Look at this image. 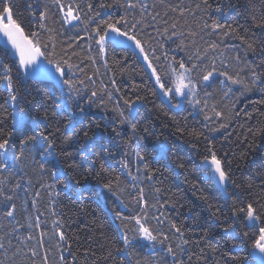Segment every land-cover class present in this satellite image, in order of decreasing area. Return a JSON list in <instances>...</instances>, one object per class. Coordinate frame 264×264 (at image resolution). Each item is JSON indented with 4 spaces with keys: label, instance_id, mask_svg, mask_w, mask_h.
I'll list each match as a JSON object with an SVG mask.
<instances>
[{
    "label": "snow or ice",
    "instance_id": "6c2138e0",
    "mask_svg": "<svg viewBox=\"0 0 264 264\" xmlns=\"http://www.w3.org/2000/svg\"><path fill=\"white\" fill-rule=\"evenodd\" d=\"M50 4L55 6L52 16L58 17L60 28L65 26L75 28L83 24L89 29V26L94 25L86 31V36L88 40L94 41L102 59L106 56L109 46L115 48L131 42L139 49L151 70L152 86L150 88L144 86L143 94L140 86H136L134 96L129 97L121 92V88L116 85V80L113 78L112 92L108 91L107 86L102 85L101 89L92 91L90 96H81L77 83L70 78L69 73L73 72V69L81 71L82 69H79V65L70 63L69 59L78 55L74 50V44L85 37L79 35L69 37L67 49H62L63 54H57L55 41L62 33L49 23ZM202 4L203 9L200 4H196L198 11L212 8L209 0H202ZM27 7L30 10L32 27H29L26 33L25 26H22L24 23L22 16L14 11L11 0H0V34L6 37V45L11 46L17 57L15 80L12 66L0 59V86L8 92L7 103L11 109L9 111L0 105V177L5 173L13 175L24 166L28 157L32 158V163H37L33 155L37 152L41 154L39 169L42 176L48 171L44 165L50 161L56 162V170L51 172L54 183L47 185L49 189H54L55 184L63 183L66 187L82 194L88 189L89 177H93L96 180V188L110 194L122 209H128L129 203L135 205L134 215L125 216L123 211L115 212L116 219L124 226L122 237L124 246L116 249L118 254H122L120 264H142V260L137 258L134 250L135 245L140 241L149 242L153 251L157 245L162 246V251L171 257L172 264H185L183 257L186 246L196 242L185 238V232L188 230L184 229L182 223L177 224L166 215L165 209L169 202L160 203L157 195L162 191L160 187H152V192L156 196L155 203H150L146 198L142 185L145 181L152 184L153 177L162 172L161 169L150 166L148 152L142 151V143L155 137L154 125L144 124L138 118L141 110L147 108L148 97L157 94L165 98L172 108L179 109L186 102L194 110H198L206 121L202 130L177 127L176 131L192 140L200 141L202 138L207 142L205 144L207 154L203 156L204 163L209 165L218 183L225 186L234 185L235 181L230 172L225 170L222 160L217 157L210 137L227 128L231 121L240 115L226 103L227 101L235 103L236 100L247 97L253 92L264 93V43L253 39L248 34L249 30L242 25L224 22L228 13L225 12V6L218 2L215 7L216 17L214 19L209 17L210 22L202 18L199 31L178 30L180 27L178 23H173L170 28L165 27L162 32L156 28L161 55H157V49L150 44L147 49L145 47L146 41L141 34L144 33V16L149 6L142 0H84L83 7L78 0H32ZM230 7L236 9L237 6L233 4ZM109 9L117 11L122 9L123 14L111 19H100L101 12ZM136 9L140 11V19L135 17ZM173 10H178L181 16L185 11L183 8ZM148 15L155 21L160 14ZM129 16L132 17L131 20ZM251 19L254 27L264 31V14L259 16L252 14ZM33 27L36 30H33ZM230 39L241 42L243 56L239 52L230 54V45L226 43ZM168 42L175 44L176 50L183 52L184 55L179 58L176 55H169V50L165 49V44ZM68 50L72 51L69 53ZM5 51L7 52V48ZM88 51H91L90 46ZM248 53L259 54L260 63L255 64L247 60ZM65 55H68L69 59H65ZM88 58L95 61V57L91 55ZM153 61L156 63L154 64ZM104 63L107 67V60ZM38 77L52 82L53 87L59 86L62 92L66 89V99L59 103L53 101L57 113L63 116L67 112L66 121L62 125L63 131L59 124L52 127L48 123L56 113L45 110L43 113L37 111L35 116H29L20 107L21 102L25 100L21 95V85L26 87L28 80ZM220 77L222 79H219L218 87L222 101L210 103L215 98V91L209 92L208 89L212 88ZM80 84H83V80ZM105 98L112 104V115L108 118V123L102 127L95 123V116H90V109L93 104L102 103ZM82 100L85 101V105L81 104ZM254 103L264 104V99ZM260 114L264 115V113ZM245 115L250 114L245 113ZM172 119L175 120V117ZM193 147L195 148L196 145L193 144ZM151 151L167 158L169 153L173 152V147L165 137L162 140L158 139L152 145ZM129 153L131 158L128 157ZM77 156L80 158L79 162ZM175 163L178 168L186 169L185 163L179 158ZM85 164L88 166L84 167ZM121 177H127L128 183L125 184ZM28 183L31 184L32 181L29 180ZM4 186V179H0V196L5 201H12L15 188L20 187L19 182L14 185L12 194L5 192ZM191 186L201 193L200 199L205 201L211 210L214 205L210 202V197L204 193L198 183H193ZM129 189L132 191L130 192ZM49 195H58V193L50 192ZM39 196L40 192L37 191L35 197ZM126 196H131L129 202H126ZM33 203L35 204L36 201L34 200ZM55 203V200L49 202V211L53 216L57 215L53 207ZM254 203L264 210V205H260L258 201L248 202L244 206L234 207L232 217L235 219L242 214L245 219L255 224L256 221L261 220V215L257 207H254ZM16 208L15 203L10 204L5 215L14 219ZM219 212L220 209L216 208L210 214L219 219ZM34 219V225L29 222L28 227L31 229L34 226L39 229L41 215L35 216ZM129 224L132 225L131 228ZM52 225L55 229L53 236L58 235V241L67 244L64 232L59 231L63 226L62 223L57 219L52 221ZM230 229L233 236L241 235L236 232L234 224L226 227L224 231L228 232ZM15 231L16 229H13V232ZM258 232V237L252 242L251 248L264 253V226L259 227ZM45 235L46 233L40 232L37 239L29 232L22 240L19 236L16 239L21 245L35 240L38 246L43 247ZM201 235L207 240L206 232ZM247 236V232L242 234V237ZM5 238L0 237V254L7 258L8 264H15L16 257L25 253L22 247L12 246L10 239L6 246ZM51 239L52 237H49V240ZM59 242L57 248L61 252L60 264H67ZM10 250L11 256H9ZM29 251L33 258L40 256L36 248H30ZM202 253L203 250L201 255H197L196 264L204 259ZM72 258L76 259L74 254ZM188 261H192L191 255L188 256ZM42 262L49 264L47 254L43 255ZM0 264H6L5 260L0 259ZM33 264H35L34 260ZM258 264H264V256L258 258Z\"/></svg>",
    "mask_w": 264,
    "mask_h": 264
},
{
    "label": "trees",
    "instance_id": "16d2710c",
    "mask_svg": "<svg viewBox=\"0 0 264 264\" xmlns=\"http://www.w3.org/2000/svg\"><path fill=\"white\" fill-rule=\"evenodd\" d=\"M11 2L14 11L22 16L24 22L22 26H25L27 33L29 27H32L30 10L27 5L32 0H11ZM78 2L83 7L84 0H78ZM142 2L149 7L144 16L145 29L141 35L146 41V49L150 44L157 49V55H161L162 50L157 44L159 37L156 28L162 32L165 27L170 28L173 23H178L180 26L178 30L199 31L203 22L202 18L209 20V17L213 19L216 17L217 2L224 5L225 12L228 13L224 22L242 25L243 28L249 30L248 34L253 39L264 43V31L254 27L251 19L252 14L257 16L264 14V0H215V2L209 0L212 8L202 12L196 8V4H200L203 9L202 0H142ZM233 4L237 6L236 9L230 7ZM180 8L185 10L183 16L178 10H173ZM134 11L136 19H140L139 9ZM53 12H55V6L50 4L49 23L62 33L56 37L55 41L57 54H63L62 49H67V44L70 42L69 37L77 35L85 37L74 44V50L78 55L71 56L70 59L68 55L64 56L65 59H69L70 63L77 64L79 69H82V71L73 69V72L69 73L70 78L77 83L81 96H90L92 91L101 89L102 85L107 86L108 91L112 92L111 80L113 78L116 80V85L121 88V92L129 97L134 96L136 86H140L141 94H143L144 86L149 88L152 86L151 70L143 59V55H140L138 49L134 48L130 42L122 47L109 46L106 56L102 59L94 41L88 40L86 36V31L94 25L89 26V29H86L83 24L75 28L71 26L60 28L57 22L58 17L52 16ZM149 13L160 15L153 21ZM121 14H123L122 9L119 11L109 9L101 12L100 19H111ZM128 18L132 19L131 16ZM33 30L36 29L33 27ZM226 43L230 45V54L239 52L242 56L244 55L239 40L230 39ZM89 46L90 52L88 51ZM165 49L169 50V55H176L178 58L184 55L183 52L177 51L175 44L171 42L165 44ZM71 51L68 50L69 53ZM89 55L95 57V61L90 60ZM0 59L12 66L15 80L17 57L11 48L1 41ZM105 60H107V67H105ZM247 60L259 64L261 57L259 54L248 53ZM153 63L155 64L156 61ZM219 79L222 77L217 78L213 87L208 89L209 92L215 91V98L210 103L222 101L218 87ZM81 80H83L82 85ZM21 95L25 97V100L21 102L20 107L26 114L35 116L37 111L43 113L45 110L56 113L48 123L52 127L59 124L63 131L62 125L66 121L67 112L63 116L57 113L53 101L59 103L66 99V89L62 92L59 86L53 87L52 82L44 78H36L28 80L26 87L21 85ZM236 95L238 96L239 93L237 92ZM148 99L147 108L141 110L138 119L144 124L154 125L155 137L142 143V151L148 152L150 166L161 169L162 174L158 173L153 177L152 184L145 181L142 186L150 203L156 202L152 187L162 189L157 195L160 203L169 202L165 209L166 215L177 224L182 223L184 229L188 230L185 232V238L196 242L186 246L183 257L185 264H196V257L201 255V250H203L204 259L199 264H258L252 257L251 244L258 237L259 227L264 226V210L254 203V207H257L261 215V220L256 221L255 224L245 219L242 214L234 219L232 210L234 207L244 206L254 201L264 205V115L260 114L264 113V104L254 103L264 99V93L253 92L247 97L236 100L235 103L227 101L226 103L237 110L240 115L234 118L227 128L221 129L210 137L217 157L222 160L225 170L230 172L235 181L234 185L226 186L218 184L211 168L203 161V156L207 154L205 152L207 142L202 138L200 141L192 140L187 135H181L176 131L177 127L202 130L206 123L203 114L194 110L186 102L179 109L172 108L159 94L149 96ZM7 101L8 92L0 86V105L11 111ZM81 104L85 105V101L82 100ZM111 109V102L105 98L102 103L91 106L90 116H95V123L103 127L112 115ZM73 110H76L75 104H73ZM245 113L250 115L246 116ZM172 117H175V120ZM8 127H11L10 121ZM165 137L173 147V152L169 153L167 158L151 151L152 145L158 139L162 140ZM193 144L196 145L195 148ZM33 155L37 163H32V158L28 157L24 166L13 175L5 173L3 177H0L5 181L4 191L8 194H12V189L17 182L20 184V187L14 190L12 201H5L0 196V237H6L4 240L6 246L10 239L12 246L22 247L25 253V255L16 257L15 264H33V260L35 264H43L44 254L48 255L49 264H60L61 252L57 248L58 235L53 236L55 229L52 225V221L57 219L63 225L59 231L64 232L67 240V244L59 242L67 264H120L122 254H118L116 249L124 246L122 241L124 226L120 220L116 219L115 212L123 211L125 216L134 215L135 205L129 203L128 209H122L110 194L96 188V180L93 177H89L88 189L82 194L73 188L66 187L63 183L55 184L54 189H49L47 185L54 183L51 172L56 170V162L46 163L44 167L48 171L42 176L39 169L41 154L37 152ZM128 157L131 158V153ZM177 158L185 163L186 169L177 167L175 163ZM79 159L77 156L78 162ZM87 166V164L84 165V167ZM121 179L125 184L128 183L127 177H121ZM29 180L32 181L31 184L28 183ZM193 183H198L204 193L210 197V202L214 205L211 210L205 201L200 199L201 193L192 188ZM37 191L40 192L38 198L35 197ZM129 191L132 190L129 189ZM50 192L58 193V195L50 196ZM125 199L129 202L131 196H126ZM50 200L56 201L53 205L57 212L56 216L51 215L49 211ZM12 203L17 206L14 219L5 215ZM216 208L220 209L219 219L210 214ZM37 215H41L40 228L36 229L33 226L30 229L28 223L32 222L34 225V218ZM232 224L235 225L236 232L241 234L240 236H233L231 229L228 232L224 231ZM131 227L132 225L129 224V228ZM13 229L16 231L13 232ZM29 232L37 239L40 232L46 233L43 247L38 246L35 240L21 245L16 239L19 236L22 240ZM204 232L207 233V240L202 238L201 234ZM244 232L248 233L247 237H242ZM49 237L52 239L49 240ZM30 248H36L40 256L31 257ZM134 250L137 258L142 260V264L145 262L147 264H172L171 257L162 251L160 245H157L153 251L149 242L140 241L135 245ZM73 254L76 257L75 260L72 258ZM189 255L192 256L191 262L188 261ZM9 256H11V250ZM0 259H4L8 264L7 258L2 254H0Z\"/></svg>",
    "mask_w": 264,
    "mask_h": 264
},
{
    "label": "water",
    "instance_id": "95a60500",
    "mask_svg": "<svg viewBox=\"0 0 264 264\" xmlns=\"http://www.w3.org/2000/svg\"><path fill=\"white\" fill-rule=\"evenodd\" d=\"M129 42H127L125 45H127ZM123 45V46H125ZM118 47H122V46H118ZM260 256H264V253H260L259 250H253L252 251V257L254 258V260L258 263V258Z\"/></svg>",
    "mask_w": 264,
    "mask_h": 264
},
{
    "label": "rangeland",
    "instance_id": "374dc122",
    "mask_svg": "<svg viewBox=\"0 0 264 264\" xmlns=\"http://www.w3.org/2000/svg\"><path fill=\"white\" fill-rule=\"evenodd\" d=\"M0 41L1 42H5L6 43V37H4L2 34H0ZM130 44L132 45V43L130 42ZM10 48L11 46L8 45ZM133 46V45H132ZM134 47V46H133ZM135 48V47H134ZM137 49V48H136ZM138 52H139V49H138ZM140 55H142L140 52H139ZM38 78H42V77H38ZM220 186H222L220 183H218Z\"/></svg>",
    "mask_w": 264,
    "mask_h": 264
},
{
    "label": "bare ground",
    "instance_id": "6f19581e",
    "mask_svg": "<svg viewBox=\"0 0 264 264\" xmlns=\"http://www.w3.org/2000/svg\"><path fill=\"white\" fill-rule=\"evenodd\" d=\"M40 79H43V78H40ZM253 251V250H252ZM256 262V261H255Z\"/></svg>",
    "mask_w": 264,
    "mask_h": 264
}]
</instances>
